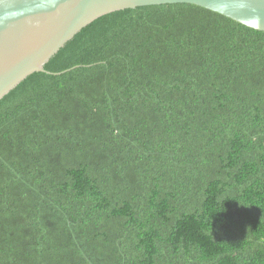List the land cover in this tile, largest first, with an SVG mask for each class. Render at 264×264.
<instances>
[{"label": "trees", "instance_id": "trees-1", "mask_svg": "<svg viewBox=\"0 0 264 264\" xmlns=\"http://www.w3.org/2000/svg\"><path fill=\"white\" fill-rule=\"evenodd\" d=\"M45 68L0 100V264H264V31L140 6Z\"/></svg>", "mask_w": 264, "mask_h": 264}, {"label": "water", "instance_id": "water-1", "mask_svg": "<svg viewBox=\"0 0 264 264\" xmlns=\"http://www.w3.org/2000/svg\"><path fill=\"white\" fill-rule=\"evenodd\" d=\"M192 3L264 31V0H0V100L83 28L114 11ZM62 72H59L60 74Z\"/></svg>", "mask_w": 264, "mask_h": 264}]
</instances>
